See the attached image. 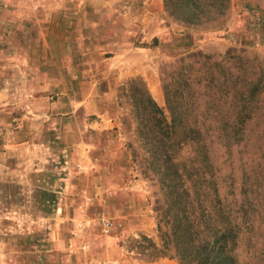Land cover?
<instances>
[{
    "label": "rangeland",
    "instance_id": "374dc122",
    "mask_svg": "<svg viewBox=\"0 0 264 264\" xmlns=\"http://www.w3.org/2000/svg\"><path fill=\"white\" fill-rule=\"evenodd\" d=\"M61 1L67 0L23 2L39 16L60 11ZM70 1L74 18L63 19L61 27L75 24L70 60L75 63L73 72L80 74H72L67 105H75L89 93L95 95L94 104L101 113L87 114L80 107L78 121L72 117L57 128L52 123L47 135L53 140L52 147L32 163L24 161L22 165L31 167L32 172L37 169V175L3 177L0 258L7 249L16 248L22 253L7 255L10 263L15 259L18 264H87L92 257L100 260L102 250L108 247L117 252L123 264H156L161 260L180 264L167 257L150 261L148 252L142 251L147 244L142 237L160 244L155 210L163 203V193L156 176L147 169L127 86H122L131 78L141 79L165 111L163 77L187 62L199 70L206 57L215 65L214 76L220 77L221 84L196 85L195 114L198 123L208 127L205 138L217 171L219 194L229 217H236L241 226L239 260L242 264H264V0H254L258 6L252 10L244 7L242 0H231L221 29L215 22L183 25L167 14L163 0ZM15 2L0 0V9L10 10ZM22 26L36 33L33 24L23 20ZM36 27L38 32L42 26L38 23ZM83 41H87V49L80 47ZM80 48L92 51L90 57L95 61L81 63L87 55ZM190 52L201 55L190 59L186 56ZM64 63L69 64L66 59ZM235 78L236 90L230 88ZM56 97L52 95L51 100ZM235 105L244 107L241 139L224 146L225 139L219 141L217 129L223 126L229 134ZM41 137L38 134V139ZM79 140L84 142V157L76 159ZM71 156L74 161L69 164ZM182 156L191 159L188 148ZM50 166L55 176L46 183L41 173ZM40 189L55 193L47 209L39 202ZM102 217L112 223L108 233L103 231Z\"/></svg>",
    "mask_w": 264,
    "mask_h": 264
},
{
    "label": "trees",
    "instance_id": "16d2710c",
    "mask_svg": "<svg viewBox=\"0 0 264 264\" xmlns=\"http://www.w3.org/2000/svg\"><path fill=\"white\" fill-rule=\"evenodd\" d=\"M230 1L163 0V7L183 25L215 22L219 29L227 22ZM242 1L251 10L258 6L254 0ZM197 55L201 54L190 52L186 56L191 59ZM205 59L199 70H194V63L187 62L163 77L166 112L141 79L131 78L122 86V89L127 86L135 132L147 155V169L156 176L163 193V203L155 210L160 244L142 237L147 242L142 251L148 252L150 261L167 257L180 264H242L237 254L241 226L236 217H229L219 194L218 175L205 138L208 127L198 123L193 105L196 85L219 87L221 84L220 77L214 76L215 65ZM233 81L230 88L236 90L238 80ZM255 87L257 84L252 88ZM243 111V106L235 105V120L229 134L223 126H218L219 141L222 143L224 138V146L241 139ZM187 148L190 160L182 156Z\"/></svg>",
    "mask_w": 264,
    "mask_h": 264
},
{
    "label": "crops",
    "instance_id": "0c3cea01",
    "mask_svg": "<svg viewBox=\"0 0 264 264\" xmlns=\"http://www.w3.org/2000/svg\"><path fill=\"white\" fill-rule=\"evenodd\" d=\"M16 1L18 3L15 2V7L10 10L0 9V29H2V33L0 32V183L5 181L3 177L7 175L17 178L21 174H28L31 177L37 175V169L32 172L31 167L23 168L22 165L24 161L32 163L37 157L39 158L42 151L52 147L53 140L47 136L51 130L48 126L51 127L52 123L57 128L66 124L65 122L72 117L73 120L78 121L80 112L77 110L80 107L87 110L89 112L87 114L101 113L94 104L95 95L89 93L76 100L75 105H67V94L73 88L72 78L80 74L73 72L75 63L73 59L70 60L72 50L70 40H73L75 24L61 27L63 19L74 18L69 7L71 1H61L63 7L60 11L39 16L35 10L26 7L24 0ZM23 20L33 24L36 33L24 30ZM38 23L42 27L37 32ZM6 27H9L8 30ZM86 42L83 41L80 47L87 49ZM80 49L87 55L86 60L81 63L89 65L95 61L90 57L92 51ZM64 59L68 60L69 64L66 65ZM52 95L57 96L55 100H51ZM75 112L78 113L77 116L74 115ZM79 124L76 123L77 126ZM83 124L85 123L82 122ZM77 129L80 130L79 127ZM38 134L42 135L41 139H38ZM82 143L78 141L77 156H74L76 159H80L83 154ZM74 158L72 156L69 158V164L73 163ZM44 170L41 173L43 180L46 183L53 181L55 174L52 172V167H45ZM37 189L36 184L35 190ZM40 191L42 199L39 202L43 204V209H47L48 204L53 202L55 193L53 189H40ZM18 206L19 204H16L14 209L16 210ZM13 213L18 217L16 211ZM24 251L33 252L27 249ZM12 252L22 253L19 249L9 248L1 256L0 264H18L15 259L11 263L10 259H6L10 253L14 254ZM101 253L100 260H94L92 257L87 264H123L113 249L106 247ZM72 263L74 262L69 261L66 264ZM156 264L169 263L161 260Z\"/></svg>",
    "mask_w": 264,
    "mask_h": 264
},
{
    "label": "built area",
    "instance_id": "2783aa9c",
    "mask_svg": "<svg viewBox=\"0 0 264 264\" xmlns=\"http://www.w3.org/2000/svg\"><path fill=\"white\" fill-rule=\"evenodd\" d=\"M102 226H103V231L105 233H108L112 227V223L107 220L105 217H102Z\"/></svg>",
    "mask_w": 264,
    "mask_h": 264
}]
</instances>
